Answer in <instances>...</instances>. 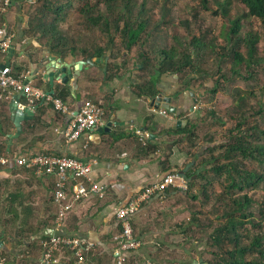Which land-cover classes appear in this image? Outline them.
<instances>
[{"label": "crops", "instance_id": "1", "mask_svg": "<svg viewBox=\"0 0 264 264\" xmlns=\"http://www.w3.org/2000/svg\"><path fill=\"white\" fill-rule=\"evenodd\" d=\"M35 2L10 0V6L0 14V29L14 35L11 50L0 52V66L9 65L17 77H26L27 82L46 93L52 91L70 111H76L85 100L101 103L104 123L85 131L75 141L66 142L62 131L70 115L59 112L51 103L41 102L32 115L22 119L20 133L13 136L16 133L10 111L16 97L13 95L0 99V154L48 153L97 159L91 177L108 186L105 196L91 195L73 202L64 225L55 232L93 243L92 250L84 255L80 264H113L118 249L115 237L120 231L116 207L168 171H178L189 162L192 163L186 171L194 166L191 154L195 142L190 145L188 139L181 136L185 134L175 130L190 123L193 134L199 135L200 130L206 135V132L211 133L209 120L201 117L204 112L197 100L200 92L181 85L177 75L172 73L156 78L152 95L142 88L139 68L119 65L118 69L110 71L106 58L83 66L76 85L73 80L62 83L44 79L43 71L36 72L43 57L61 59L69 65L86 58L71 54L62 58L49 53L48 49L37 52V39L28 35L31 33L29 13ZM46 60L48 63L49 59ZM183 91L192 92L194 96L184 97ZM155 96L176 100V112L172 114L165 109V113L160 114L158 110L162 107H156ZM15 99L18 108L31 110L22 94ZM194 104L198 107L193 108ZM177 120L184 122L176 126ZM108 123V130L98 131ZM137 130L147 133L144 142L138 139ZM203 144L193 152H201ZM153 145L156 149L151 151ZM118 182L123 183V188L112 187ZM54 187L53 175H39L33 168L17 166L12 160L0 163V256L5 258L6 264H40V241L54 231L57 209L53 202ZM175 192L154 193L130 217L134 237L140 245L126 253L125 264L158 262L159 254L166 249H178L174 236L181 235L180 222L171 223L186 211L175 202ZM54 259L53 264H79L68 251L56 253Z\"/></svg>", "mask_w": 264, "mask_h": 264}, {"label": "trees", "instance_id": "2", "mask_svg": "<svg viewBox=\"0 0 264 264\" xmlns=\"http://www.w3.org/2000/svg\"><path fill=\"white\" fill-rule=\"evenodd\" d=\"M238 1L245 8L243 17L256 18L264 26V0ZM74 2L79 4L78 8L81 7L79 9L82 14L80 17L87 24V28L98 31L103 37L108 38L106 45L95 44L90 47L77 48L74 38H66L62 33L58 32L57 23L64 16V12L72 7ZM214 2L218 5L219 12L213 11L212 14L226 18L230 13L232 0H214ZM55 3L56 6H54ZM57 3V0L54 2L45 0V4L42 6L46 12H53L55 15L53 21L46 22V15L43 10L42 15L30 19L29 29L34 33L39 31L46 39L45 45L49 53L62 58L67 54L75 55L76 52H80L83 58H106L107 70L113 71L118 69L119 65L125 67L126 61L122 59L120 63H115L110 60L118 55V50L112 49L115 45L113 38H117L119 47L127 53L131 52L142 41L153 38L155 34L164 38L170 36L172 40H175V43L168 46L164 44L159 46L155 44L156 41H153L152 58H149L150 56L144 53L138 54L140 67L137 68L141 71L140 78L143 81L141 85L142 88L149 90L150 95L154 93L153 84L156 78L162 74H176L181 85L184 87L191 86V78H200L203 76L201 74H204L198 59L207 51L215 54L216 49H219L221 53L219 52L217 56L223 59L227 57L232 61L231 76L223 75L221 78L217 77L216 80H213L212 86L208 89L211 95L220 89L221 81L228 82L232 79H239L248 82L253 77L252 74L249 76L240 74L238 70L240 65L246 69L251 66L256 69H262L264 64V59L257 52L258 38L256 34L244 41L246 44L244 53L239 50V43L243 40V38L238 37L241 28L240 17L229 20L231 23L226 33L223 34L220 31L219 38L223 37L224 39V44L220 47L213 40L204 42L203 36L200 35L188 34L187 43L178 40L175 36L177 25L171 21L172 18L167 17L170 15V9L162 10L157 17L152 13V7L157 5L156 0H140L139 2H136V0H67L65 4ZM167 3L168 0H162L161 7L165 9ZM209 3V0H200V8L203 11H207ZM164 11H166L167 15ZM192 19L195 20L196 16H193ZM178 23L186 30L190 26V22L185 19L181 22L178 21ZM234 38L236 39L235 42ZM71 43L74 45H71ZM191 50L193 54H191ZM150 59H152L153 64H151ZM12 74L17 77L13 71ZM201 88L204 89L203 87ZM67 93L66 91L63 96L65 97ZM249 97H253V94L237 90V96L229 113V116L235 120L232 128L234 132L231 128L228 129L227 131L232 132V134L228 135L225 141L215 144L213 139L209 138L212 134L206 132L208 135L206 134L207 139H205V144L203 145L205 146L204 152H207L208 156H202L199 163L202 166H206V168L200 172L198 171L195 163L199 153H192L191 158L195 161L194 166L185 172L188 177L186 189L179 190L173 186H167L163 190L165 193L170 190L187 193L188 187L193 184L195 178L203 179L204 183H209L210 178L206 177L208 172H211L212 178L218 179L222 177L224 179V188L229 195L225 199L226 203L223 202L224 194L216 195V198L219 197L218 199L222 201V211L221 214H216L215 216L222 219L207 234L209 244L214 248V260L210 264H261L264 260V243L261 236L254 234L249 238L248 234L246 237L249 240L243 242V233L241 231L245 228L246 233H249L245 227L247 223L251 224L252 227L256 224L259 227L264 226V196L258 209L260 216L258 223H254L253 212L249 210L251 198L245 192L247 189L257 188L261 183H264V125L263 127L259 126L260 122L257 121L244 127L247 124L246 103ZM263 105L254 112L255 114L262 113L260 114L263 121L262 124H264ZM203 112L209 119H213L217 125L222 126L225 123L213 108H203ZM175 131L183 132L185 135H181L182 138H187L190 145L195 142L194 138L196 135L195 133L193 134L192 124L188 123ZM155 149L156 146L153 145L151 151ZM215 149H218L216 155L213 154ZM246 161L256 162L260 170H250L244 165ZM233 192H240L241 194H233ZM191 219L193 221L196 218ZM185 223L190 224L191 221L188 219ZM182 224L184 223L178 226L181 235L189 236L190 233L185 229L186 225Z\"/></svg>", "mask_w": 264, "mask_h": 264}, {"label": "rangeland", "instance_id": "3", "mask_svg": "<svg viewBox=\"0 0 264 264\" xmlns=\"http://www.w3.org/2000/svg\"><path fill=\"white\" fill-rule=\"evenodd\" d=\"M35 1V4L32 5L34 9L30 10L29 13L30 18H36L39 15H42V11L44 10L42 6L45 4V0ZM49 1L54 2L56 0ZM57 1V4H65L67 0ZM139 1L140 0H136V2ZM156 1L157 5L152 7V13H154L157 17L162 10L170 9V15L167 17L172 18L171 21L177 25V32L175 33V36L178 40L186 43L188 42L189 38L188 34H194L203 36L204 42L213 40L215 41V44L221 47L224 44V39L223 37L219 38L220 31H222L223 34L226 33V31H228V26L231 23L229 20H234L235 18L240 17L241 28L238 33V37L241 39L243 38V40L239 43V50L244 53L246 46L244 41L252 38L253 35L256 34L258 38L257 52L258 55L264 59V26L256 18L243 17L245 8L239 3L238 0H232L230 13L226 18L222 17L221 15L212 14L213 11H218V5L214 2V0H209L210 3L208 4L207 11H203L200 8V0H168L165 9L161 7L162 0ZM54 6H56V3ZM78 6L79 4L74 2L72 7L64 12V16L57 23L58 32L62 33V35L66 38H74L77 48H82L84 46L90 47L95 44L101 46L106 45L108 38L103 37L98 31H93L87 28V24L80 17L82 15L79 12L81 7L78 8ZM148 6L150 7V5ZM44 13L46 15L47 23L53 21L55 16L53 12H46V10H44ZM164 13L167 15L166 11H164ZM193 16H196L195 20L192 19ZM184 19L190 22V26L187 28V30L183 29V26L178 23V21L181 22ZM28 26H30V22ZM28 30L30 29L28 28ZM28 35L37 39L39 44L37 52H40L43 49L47 50V46L45 45L46 39L40 34L39 31L35 33L31 31V33ZM153 36V38H149L147 41H142L141 43L137 44L129 53L119 47L117 38H113L115 45L112 49L118 50V55L112 59H109L115 63H120L122 59H125V66L137 69V67H140L138 64L140 60V58H138V54L144 53L145 55L150 56L149 58H152L151 50L153 49V41H156L155 44H158L159 46H162V44L168 46L175 43V40H172L170 36L167 38L162 36L160 37L158 34ZM235 41L236 39L234 42ZM71 45L74 44L71 43ZM219 52L221 53V50L216 49L215 54L209 51H207L205 54H202V56H200L198 59V63H200V68L203 70L204 74H201L203 76L200 78L194 77L190 79L191 87L193 89L195 88V90L201 94L198 98L199 104H202L200 109L203 110V108L207 107L213 108L225 122L222 124V126H219L215 123V121H213V119H209L205 112L201 115V117L204 119L208 118L207 120H209L208 125L210 127H208V131H210L212 134L209 136V138H212L215 144L225 141L228 135L232 134V132H228L227 130L230 128L232 129L235 124L234 118H231L229 113L233 106L234 99L237 96V90L253 94V97H249L246 103V116L248 118L247 124L244 127H247L248 125L257 121L260 122L259 126L263 127L264 125L262 124L263 121L260 115L262 113H254L260 109L261 105L264 104V64L262 69H256L254 66L246 69L240 65L238 68L240 74L244 76H249L252 74L253 77H251L248 82L239 79H232L228 82L221 81L220 89L211 95L209 94L208 89L212 86L213 80H216L217 77L221 78L223 75L227 77L231 76L230 70L232 68V61H230L227 57L223 59L217 56ZM191 54H193L192 50ZM75 55L78 56L81 54L80 52H76ZM150 60L151 64H153L152 59ZM253 70L256 71L254 72ZM198 132L199 135H196L194 138L195 144L194 147H192V153H194L193 151L197 150V148L204 143L205 139H207V135H202L200 130ZM183 144L186 145V143ZM204 149L205 148L199 152V155L196 158L195 167L199 172L206 168V166L199 164L202 156H208V153L204 152ZM217 153L218 149H215L213 154L216 155ZM244 165L253 171L260 170L258 164L254 161H246L244 162ZM206 177L210 178L209 183H204L203 179L195 178L193 184L188 187L187 193H183L181 191H176L174 193L175 199L177 198L175 202L179 203V207H181L180 209H183L186 212L180 214V220H173L174 222L172 221L171 224L177 222H180V224L184 223L182 225H186L185 229H187L190 235L174 236V245L175 247L178 246V249H166L164 252L159 254L160 257L158 258V262L150 261V264H191L192 261H195V263L199 264H210L214 260V248L210 246L207 234L222 219L215 216L216 214H221L222 211V201L218 199L219 197L216 198V195H220V193L224 194V203H226L225 199L229 195L224 188L225 181L222 177L218 179L212 178L211 172H208ZM245 192L251 198L249 210L253 212V221L254 223H258L257 221L260 217L258 209L264 196V183H261L257 188L247 189ZM235 193L241 194L240 192H233V194ZM175 214H177V212ZM191 218L196 219L192 221ZM188 219L191 221L190 224L185 223ZM180 224H178V226ZM245 227L249 233H246L245 228L241 230L243 233V242H247L249 238L256 234L261 236L264 243V226L259 227L256 224L252 227L251 224L247 223ZM248 234L249 238L246 237ZM261 264H264V260L261 262Z\"/></svg>", "mask_w": 264, "mask_h": 264}, {"label": "built area", "instance_id": "4", "mask_svg": "<svg viewBox=\"0 0 264 264\" xmlns=\"http://www.w3.org/2000/svg\"><path fill=\"white\" fill-rule=\"evenodd\" d=\"M10 6V0H0V14ZM14 35L0 29V52L9 50ZM23 95L26 99L28 109L34 112L39 103H51L61 113L69 114V119L62 131L64 140L72 142L78 139L82 133L104 123V109L101 103L85 100L76 111H70L68 107L53 94L34 87L26 81V77H15L11 67L0 66V99H6L13 95ZM14 104L18 101L13 100ZM196 108V104L192 106ZM160 114L165 109L158 110ZM138 139L144 142L148 137L146 132L137 130ZM12 160L17 166L29 169L33 168L37 174L53 175L55 187L53 189V202L56 205L54 218V231L47 238L40 241L41 259L40 264H53L56 262L54 256L61 251L71 252L77 263L84 261V255L92 250L93 243L77 236L60 234L55 232L65 223L68 211L72 203L91 195L103 198L108 186L91 177L92 166L97 159L83 160L69 155H53L45 153L37 154H0V163L6 164ZM167 186H173L179 190L186 188V180L177 170L167 172L155 183L144 186L126 203L117 206L115 215L120 223V231L116 235L118 246L117 256L113 264H125L127 252L138 248L140 242L133 235L130 217L134 215L141 203L154 193L163 192ZM112 187L123 188V183H115ZM0 264H6L5 258L0 256ZM150 264V263H149Z\"/></svg>", "mask_w": 264, "mask_h": 264}, {"label": "water", "instance_id": "5", "mask_svg": "<svg viewBox=\"0 0 264 264\" xmlns=\"http://www.w3.org/2000/svg\"><path fill=\"white\" fill-rule=\"evenodd\" d=\"M10 50L11 49H9L8 51ZM46 59H49L48 63H46L47 61ZM102 59H103L102 57L96 58L94 60H92V58H86V60L84 61L81 60V61L73 62L72 65H69V64L63 63L61 59H55L54 57H49V58L43 57V60L39 62V66L36 72L43 71L44 79H49L50 82H52L53 80H61L62 83H67L68 80H73V84L76 85V77L80 74V71L83 69V66L88 65V64L94 65V63ZM49 93L53 94L52 91ZM181 93L184 97H186L187 94L190 95L191 97L194 96L192 92H188V91H183ZM18 97L19 95H16L15 98H18ZM153 101L157 103L156 107H162L172 114L176 112V100L172 98H168V97L160 98L158 96H155L153 98ZM10 111H11V119L16 128V133L13 136H16L21 131L20 122L22 121V119L27 118V116L29 115H32L33 112L31 110L20 109L18 108L16 104L10 105ZM183 122L184 120H177L175 124L176 126H178L180 124H183ZM109 125L110 123H108L104 127L103 126L99 127L98 131L108 130ZM191 163L189 162L185 164L184 167L178 170V173L185 180H188V177L186 176L185 171L188 165H190ZM191 264H199V263H195V261H192Z\"/></svg>", "mask_w": 264, "mask_h": 264}, {"label": "clouds", "instance_id": "6", "mask_svg": "<svg viewBox=\"0 0 264 264\" xmlns=\"http://www.w3.org/2000/svg\"><path fill=\"white\" fill-rule=\"evenodd\" d=\"M174 171V170H173ZM186 189V188H185Z\"/></svg>", "mask_w": 264, "mask_h": 264}]
</instances>
